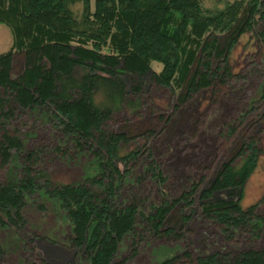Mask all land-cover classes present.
<instances>
[{
    "label": "trees",
    "instance_id": "obj_1",
    "mask_svg": "<svg viewBox=\"0 0 264 264\" xmlns=\"http://www.w3.org/2000/svg\"><path fill=\"white\" fill-rule=\"evenodd\" d=\"M206 1L0 0V25L13 34L11 49L0 55L2 232L13 228L18 235L24 209L40 199L68 221L66 239L83 264H126L118 259L123 242L131 238L137 247L147 237L167 240L180 251H170L172 244L163 246L174 253L161 260L157 257L155 264H264V246L256 245L264 236V212L258 210L259 204L247 210L241 206L247 180L262 154L264 113L257 118L250 104L242 107L235 120L241 122L239 128L232 123L226 129L231 138L239 130L244 133L231 156L217 165L212 179L194 182L179 198L152 206L147 215L148 201L141 190L145 181H165L154 152L148 151L147 161L141 147L120 156L128 132L108 129L112 111L94 105L95 74L100 72L107 81L127 75L135 78L138 86L132 91L138 95L147 77L161 90L180 91L175 111L212 87L226 89L224 98L234 97L239 103L243 77H234L228 57L241 36L264 24V0H220L224 7L216 9H206ZM259 37L264 52V32ZM18 58L24 68L13 77ZM215 59L225 65H214ZM153 64L162 67L159 73L152 70ZM77 68L89 70L91 76L73 90L67 80ZM259 70L257 102L264 106V61ZM41 118L54 131L48 140H60L53 147L32 137L35 145L26 150L24 142ZM26 127L32 131L24 133ZM94 147L95 169L87 168L83 182L62 185L50 179L54 163L68 158L69 164L77 160L85 164L81 159ZM196 208L197 222L216 227L236 247L211 255L182 251L188 243L184 232L194 222ZM184 209L189 216L182 214ZM243 242L248 245L245 250H241ZM9 243L0 240V264H6L16 249L20 250L16 264H49L34 258L19 236Z\"/></svg>",
    "mask_w": 264,
    "mask_h": 264
},
{
    "label": "rangeland",
    "instance_id": "obj_2",
    "mask_svg": "<svg viewBox=\"0 0 264 264\" xmlns=\"http://www.w3.org/2000/svg\"><path fill=\"white\" fill-rule=\"evenodd\" d=\"M227 1L234 2L236 0ZM94 2L95 0H92V3ZM204 7L216 9L224 6L220 0H208ZM81 10L80 4L75 7V12L78 15ZM262 32H264V24L255 25L252 31L246 32L239 38L238 44L228 57V65L234 77L236 75L243 77V82L240 84L239 103L234 97L224 98L226 89L224 91L222 88L212 87L210 90L199 92L194 103L184 104L175 111L174 107L178 106L180 91H176L174 94L171 91L161 90L152 83L150 77L143 80L145 87L141 88L142 92L138 95L132 91V88L138 84L135 83V78L133 79L129 75L107 81V76L101 72L93 73L97 78L93 91L94 105L100 110L108 109L113 113V118L108 122L107 128L111 131L128 132L127 142L122 143L119 155L125 156L141 147L146 154L144 161H147L148 151L152 148L153 159L161 167L164 183L153 184L150 180L145 181L141 189L142 198L148 201L147 215L151 212L152 206L161 204L164 199L173 201L179 198L188 191L189 186L194 182L202 179H207L208 182L212 179L217 165L231 156L234 144L244 133V129L239 130L235 134L236 137L231 138L229 128L226 129V126L232 123L239 128L241 122L235 120L239 118L242 107H254L252 115L256 114L257 118L264 113V106L257 102L261 79L256 72L260 71L259 68L263 66L264 61L262 41L259 37ZM221 39V44H225L226 40L223 37ZM12 45L11 30L0 25V55L7 53ZM103 53L107 54L108 52L105 50ZM45 65L47 66L46 63ZM214 65L224 66L225 63L222 59H215ZM23 68L24 62L18 58L13 77H17ZM161 68L157 64L152 65V70L156 73H159ZM89 75V70L77 68L72 77L67 80V87L74 90L81 82L89 78ZM249 104L250 106H248ZM169 117L172 118L166 125L165 121ZM42 120L41 118V123L37 124L33 131L30 130L31 128H23L24 133L32 131L31 137L24 142L26 146L28 145L26 150L35 145L36 141L31 140L32 137L46 145L51 146L53 143V147L57 146L60 139L56 141L54 137L53 140H48L54 131L49 125H44ZM56 137L60 138L59 135ZM136 140L140 145L135 144ZM37 143L39 144V142ZM260 143L262 154L257 167L247 180L241 206L247 210L259 204L258 210L264 212V133ZM96 149L97 147L92 150L87 149L85 158L81 159L85 164L79 165L78 160L76 163L69 164L68 158L61 164L54 163L50 167L52 169L49 170L50 179L54 183L62 185L83 182L89 173L87 168L91 167L90 172L95 169L93 163L96 159ZM65 151L67 150L65 149ZM119 167L121 171L124 170L121 163ZM138 173L139 170L136 174ZM1 179H3L2 170L0 171ZM163 195L165 196L163 197ZM197 210L198 208L192 211ZM182 214L189 216L190 212L187 209ZM194 214H196L195 217L192 216L194 222H191L188 230L184 232L188 243L182 245V251L187 250L193 255H197V251L211 255L222 252V250L231 251L236 247V245L226 242L216 227L202 226L200 222H197L199 210ZM23 219V225L16 229L18 235L13 231L15 230L13 228L12 231L6 232L0 230V240L10 245L9 242L19 236L29 245L34 258L44 260L49 264H83L80 258H77L76 251L71 250L66 239L70 235L68 221L51 205L43 204L40 199H35L24 209ZM167 228L165 226L163 230ZM165 245H171L168 247L170 251L180 252L176 244H167V240L147 237L135 247L132 239L128 238L121 245L118 259L126 261V264H155L157 257L161 260L174 253L162 248ZM256 245L264 246V236ZM246 246L248 245L243 242L241 250H245ZM160 249L162 252H159ZM13 252L14 254L6 264H16L18 261L20 250L16 249Z\"/></svg>",
    "mask_w": 264,
    "mask_h": 264
}]
</instances>
